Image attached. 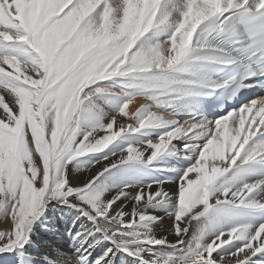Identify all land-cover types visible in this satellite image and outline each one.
Returning a JSON list of instances; mask_svg holds the SVG:
<instances>
[{
  "label": "bare ground",
  "instance_id": "bare-ground-1",
  "mask_svg": "<svg viewBox=\"0 0 264 264\" xmlns=\"http://www.w3.org/2000/svg\"><path fill=\"white\" fill-rule=\"evenodd\" d=\"M259 1L0 0V264H264V100L186 119L233 61L192 32Z\"/></svg>",
  "mask_w": 264,
  "mask_h": 264
},
{
  "label": "rangeland",
  "instance_id": "rangeland-1",
  "mask_svg": "<svg viewBox=\"0 0 264 264\" xmlns=\"http://www.w3.org/2000/svg\"><path fill=\"white\" fill-rule=\"evenodd\" d=\"M176 1H181V0H176ZM67 71H69V68L67 69ZM48 77H49V84L51 85V86H55V84H56V82H54L53 83V80H51V77L48 75ZM52 83V84H51ZM104 85H107V84H104ZM104 85H102V86H104ZM105 87V86H104ZM61 90H62V88H59V90L57 91V93L56 94H54V95H51L49 98H48V102L47 103H50V102H56V100H57V98H58V96L60 95V93H61ZM47 91H49V90H47ZM163 97L161 96V99H162ZM46 102V101H45ZM56 108H57V106H56ZM59 111H61V108H57ZM163 110H164V108H162L161 109V111L163 112ZM174 111H165L166 113H168V115L169 114H172V115H176V109H173ZM164 112V113H165ZM169 117V116H168ZM176 120V121H175ZM172 121H173V123L172 124H170V129H169V132L171 133V132H174V130L175 129H178L179 131H182V129H184V127L185 126H181V124L180 123H182V122H185V120H183V118H181L179 115L178 116H176V119L175 118H173L172 119ZM175 121V122H174ZM178 121V122H177ZM199 121V120H198ZM202 121V120H201ZM177 122V123H176ZM175 123V124H174ZM173 126V127H172ZM175 126V127H174ZM182 127V128H181ZM174 129V130H173ZM188 130H186L185 131V133H184V135L185 136H187V132ZM154 134V133H153ZM174 137L175 136H172L171 137V140H170V143L171 142H176V143H178L179 144V146L181 147V148H183V149H186V151L184 150V153H190L189 152V150H190V146H189V144L190 143H192V144H194L195 143V141L196 140H198V142H197V145H198V147L199 146H201V141H199L200 139H196L195 140V138H189L188 140H189V142L187 143L185 140H182V139H179L178 137H175V140H174ZM0 139H2L3 140V138H1V136H0ZM166 139V138H165ZM195 140V141H194ZM6 141V140H5ZM200 142V144H198ZM169 143V144H170ZM181 143V144H180ZM184 143V144H183ZM198 150H199V148H198ZM197 150H195V152H196ZM197 153V152H196ZM9 154V153H8ZM7 154V158H6V161L7 162H9V163H13V164H15V165H13V164H11V165H13L12 167L14 168H12L11 167V170H10V174H11V180H10V182H9V189H13V190H15L16 191V193H14V196H21L23 193H24V188H25V185L24 184H22V181L23 182H25V184H26V182H27V177H26V172H24L25 170H23L24 168H23V165L21 164V159H22V156L20 155V153H15V152H13V154H14V156H13V154H9L8 155ZM192 156H195L196 154H193V153H190ZM16 155H20L19 157L18 156H16ZM164 155V154H163ZM19 159H18V158ZM13 158V159H12ZM13 160V161H12ZM16 161V162H15ZM20 161V162H19ZM19 163L21 164V165H19ZM7 164V163H6ZM21 167V169H20V167ZM16 166V167H15ZM14 170V171H13ZM20 170H21V172H20ZM15 173L14 175H12L13 173ZM20 172V173H19ZM17 173V174H16ZM22 173V174H21ZM19 174H21V176H23V178L22 177H20V175ZM17 177H19V178H22V179H17L16 180V178ZM24 177H26V178H24ZM14 179V181H12ZM17 181V182H16ZM19 184V185H18ZM16 185V186H15ZM18 185V186H17ZM23 186V187H22ZM21 188V189H20ZM15 191H13V192H15ZM23 191V192H22ZM8 193V191L6 192V194ZM22 193V194H21ZM7 196V195H6ZM4 197L3 198V200H2V202H5L6 200L5 199H7V197Z\"/></svg>",
  "mask_w": 264,
  "mask_h": 264
}]
</instances>
